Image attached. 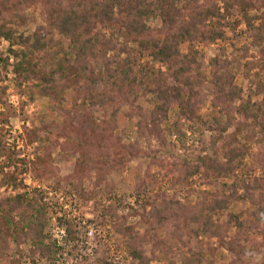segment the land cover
<instances>
[{
    "label": "rangeland",
    "instance_id": "obj_1",
    "mask_svg": "<svg viewBox=\"0 0 264 264\" xmlns=\"http://www.w3.org/2000/svg\"><path fill=\"white\" fill-rule=\"evenodd\" d=\"M93 2L0 0V264H264V0L193 5L223 18L207 27L220 38L179 46L198 83L190 121L146 79L114 83L128 57L137 76L168 74L120 24L90 20L85 55L53 27ZM20 194L40 214L9 212ZM40 215L45 256L26 233Z\"/></svg>",
    "mask_w": 264,
    "mask_h": 264
},
{
    "label": "trees",
    "instance_id": "obj_2",
    "mask_svg": "<svg viewBox=\"0 0 264 264\" xmlns=\"http://www.w3.org/2000/svg\"><path fill=\"white\" fill-rule=\"evenodd\" d=\"M182 2L183 5L179 8L177 0H94L93 5L83 12L72 10L63 12V14L59 13L58 17L55 18V22H53V27L57 28L58 32L69 40L70 47L77 54L85 55L88 53L87 49H94L93 45L96 43L94 38H83L86 35L85 33L90 32V20L99 19L103 23L114 26L120 24L124 35L133 37L140 52L148 51L153 59L168 65V74L166 78L161 77L160 80H152L149 76H146L147 74H143L146 78L141 75L137 76L133 72L131 58L128 57L126 60L118 61V68L115 70V75L112 76L114 83L120 84V86L128 84L129 87H132L133 84H142L146 79L147 84L155 85V91L162 104L161 107L164 108L163 111L166 112L169 106L178 105V118L190 121L191 108L195 104L194 92L198 91V83L194 77L192 80V77L187 74L188 67L178 66L184 61L189 63L192 60L194 61V57L189 56V53H181L179 46L183 42H188L191 45L197 40H216L220 38L219 32L215 30L208 31L207 27L213 20H222L223 14L220 13V9L217 7L215 8L216 11L211 8L204 10L194 8L193 5L197 0H182ZM237 3L239 8H243V4ZM182 10L192 11L188 19L182 14ZM152 18H159L162 27L166 29V37L163 40L147 38L152 29L146 25L145 20ZM10 34L1 32L0 35L11 40ZM40 39L41 36L35 34V48L39 45ZM190 51H193V47ZM90 55L94 56L93 52ZM26 56L28 54L25 52L15 53L16 58L20 57L22 59ZM103 99L104 96L99 94L97 98H92V101L95 104L102 105ZM258 155L263 162L264 150ZM252 159L255 162L256 156H252ZM235 161L237 162V158L230 159L228 165L230 166ZM5 204L11 213H19L20 211L21 214H29L30 212L34 214V211H37L40 214L42 211L37 210L32 203H26L22 194L7 198ZM41 217V215L37 217L38 219H35L34 216L29 217L26 224V233L31 237L37 253L45 256L51 253L53 247L45 242V236L42 235L43 223H37ZM236 223L237 228L242 227L240 220H236ZM132 256L140 260V256L136 252H132Z\"/></svg>",
    "mask_w": 264,
    "mask_h": 264
}]
</instances>
